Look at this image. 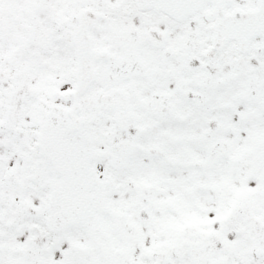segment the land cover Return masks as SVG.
<instances>
[{"label": "snow or ice", "instance_id": "1", "mask_svg": "<svg viewBox=\"0 0 264 264\" xmlns=\"http://www.w3.org/2000/svg\"><path fill=\"white\" fill-rule=\"evenodd\" d=\"M0 264H264V0H0Z\"/></svg>", "mask_w": 264, "mask_h": 264}]
</instances>
